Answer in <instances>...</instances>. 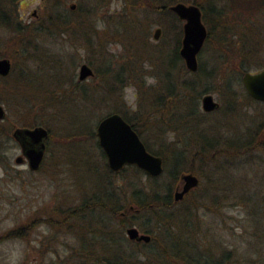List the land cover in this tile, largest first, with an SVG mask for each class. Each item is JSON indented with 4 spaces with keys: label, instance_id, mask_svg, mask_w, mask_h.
<instances>
[{
    "label": "rangeland",
    "instance_id": "rangeland-1",
    "mask_svg": "<svg viewBox=\"0 0 264 264\" xmlns=\"http://www.w3.org/2000/svg\"><path fill=\"white\" fill-rule=\"evenodd\" d=\"M77 1L93 2L67 0V8ZM100 1L98 13L83 16L81 12L78 17L72 13L67 23L70 28L59 32L47 21L44 0H16L14 16L21 26L30 28L29 32L21 31L22 38L16 39L24 44L17 49L11 43L15 33L0 24L1 49L14 51L12 58L5 55L12 71L0 83L4 98L0 104L5 115L14 126H22L21 119H30L36 111L34 118L42 119L41 125L51 135L33 172L27 171L25 162H14L20 153L15 141L8 148L12 170L5 173L0 166V234L31 211L42 209L25 238L0 240V264H61L78 259L77 234L81 229L77 221L82 223L83 219L76 218V213L66 214L82 200L90 203L91 195L100 189L114 185L120 188L125 175L107 173L95 144V133L78 140H68L66 136L79 129L94 132L99 116L112 111L114 104L134 117L141 140L153 148L162 146L166 155L172 150L180 152L186 157L185 165L190 164L198 178L197 185L169 208L177 213L182 208L189 212L184 224L174 228L178 251L191 255L182 264H264V141L258 142L260 147L235 148V142L246 138L256 125L264 130V102L248 97L240 82L241 74L233 72L238 65L250 71L264 66V3L247 4L246 9L237 8L238 0L206 3L203 22L208 38L197 60L205 70L212 69V74L198 86V90L203 85L208 89L201 90L198 97L180 100V96L172 99L160 89L156 71L166 67L172 58L175 39H181L182 21L157 11H146L148 17L144 18L140 8L137 12L124 0ZM77 19L85 23L73 25ZM157 26L161 31L154 39L152 33ZM127 61L135 66L130 64V73L123 67L122 83L114 93L106 95V81L113 82L112 72ZM82 62L91 67L93 74L80 81L77 73ZM105 66L109 68L107 72L103 70ZM166 70L173 80L195 78L194 72H178L177 66ZM127 74L136 77L128 80ZM76 81L82 86L74 90L71 82ZM205 92L218 102L213 111L200 108V96ZM179 93L185 96L183 91ZM188 98L198 114H185L191 107L186 102ZM29 105L34 110L30 111ZM172 112L176 128L169 121ZM197 151L202 152V158ZM165 173L164 170L157 180L167 181ZM129 174L130 171L126 175ZM139 178L147 185L151 182L145 173ZM88 208L86 221L99 212L95 206ZM111 224L115 225V221ZM123 234L127 237L124 230ZM43 236L47 242L40 255L37 247ZM123 247H127L125 243Z\"/></svg>",
    "mask_w": 264,
    "mask_h": 264
},
{
    "label": "trees",
    "instance_id": "trees-1",
    "mask_svg": "<svg viewBox=\"0 0 264 264\" xmlns=\"http://www.w3.org/2000/svg\"><path fill=\"white\" fill-rule=\"evenodd\" d=\"M46 6L48 8L47 21L51 27H55L56 31L66 32V28H70V17L72 13H76L78 15L84 14L83 16H88V14H94L95 12H99V7H101L100 0H92V3H82L80 1L76 2L75 9L71 10L67 8L66 2L67 0H44ZM182 0H124L126 6H132L135 8V11H142L145 13L144 18H147L146 11H157L160 15L169 14L172 17H176L174 13H172L168 9V5ZM192 3L197 4L200 7L202 20L206 14L207 9L206 3L209 0H189ZM236 1V0H235ZM240 1V5L238 4L237 8L246 9L244 6L247 4H251L253 6H258L264 3V0H238ZM16 0H0V24H4L9 27L12 32L15 33V38L13 42L16 45V49L20 47L21 42L16 39L22 38L21 31H25V25L21 26L18 19L14 16V4ZM87 4V5H86ZM208 4V3H207ZM235 5V3H233ZM234 7V6H233ZM138 8L140 10L138 11ZM82 12V13H81ZM91 12V13H89ZM103 12V11H102ZM70 15V16H69ZM147 16V17H146ZM87 18V17H86ZM88 19V18H87ZM78 23V25L84 24V19H77L74 21ZM29 27L26 29V32H29ZM83 29V28H82ZM180 31V29H179ZM82 34L86 35V30H82ZM208 38V33L207 37ZM90 37H85V40L88 41ZM6 44H9L6 42ZM19 44V45H18ZM179 47V39L176 38L174 42L173 56L166 63V67L177 66L178 72H188L183 64V61L178 54ZM10 50V49H9ZM8 47L5 49H1L0 47V55L9 56L12 58V54L14 51H9ZM11 52V53H10ZM57 62V60H54ZM135 66L129 61L127 63H122L115 69L111 74V78L114 80L113 82L106 81L105 91L106 95L110 93H114V90L118 88L119 83H122L120 79V72L124 68L131 72V65ZM108 65V64H107ZM160 65V64H159ZM166 67L162 66L161 69H158L157 75L159 80L160 89L167 93L170 98L174 96H180V100L185 97L187 99H192V97H198L201 93V90H207L208 87L203 85L204 87L201 90H198V86H201L204 81L212 74V69L205 70L203 67V63L200 60H197V68L194 72L195 78L190 80H173V75L166 70ZM245 68H242L240 65L235 66L234 75H239ZM105 72L109 70L107 66L103 69ZM12 69H10L9 73L11 74ZM8 73V74H9ZM0 75V83L5 80L8 76ZM233 74V73H232ZM128 75V74H127ZM128 80H134L132 75H128ZM126 81V80H125ZM124 81V82H125ZM73 85V89L76 87L82 86V84L78 81L71 82ZM228 85V84H227ZM84 88L82 87V90ZM179 89V91H178ZM160 91V92H162ZM183 91L185 96H181L179 93ZM228 92V91H227ZM247 95V94H246ZM248 96V95H247ZM249 97V96H248ZM172 98V99H174ZM189 98L186 100L188 104L191 105L190 109L187 108L185 114H193L197 113L195 107L192 103H189ZM51 99V98H50ZM54 100L56 98H53ZM195 99V98H194ZM4 100L3 96L0 94V101ZM30 106V105H29ZM29 110H34V106H30ZM112 111L119 112L125 119L128 121L131 126L135 129V131L139 132L137 128V123L134 120L132 115L126 113V111L122 108V106L114 104L111 108ZM36 111L32 112V116L26 119L23 118L22 124L28 126L27 124H43L42 119L40 121L34 118V114ZM174 112L170 114L169 121H171L172 128H176V123L173 121ZM103 116V115H102ZM99 116V117H102ZM26 117V116H25ZM34 118V119H33ZM42 120V122H41ZM13 120L8 119L7 115H5L2 119H0V166L5 173L8 170H12V165L10 161V155L8 153V148L10 143L15 141L11 136V130L13 128ZM47 126V125H46ZM264 129V128H263ZM79 132L75 134H69L67 139L69 140H78L82 137H93L94 132L88 128L86 132H83L81 129ZM137 132V133H138ZM251 133V132H250ZM243 138V140H238L235 142V148L241 146V150H247L251 147H260L258 146V142L264 141V130H261L260 126H255L252 133ZM262 134V135H261ZM50 133H48L47 138H50ZM47 138L45 142V147L47 148ZM145 145V148L152 153L158 154L162 158V164H164V168H162V172L158 175H147L149 179L148 185L143 183L139 176L144 172L136 167L133 164L124 165L120 170L114 172L110 170L104 161V154L99 147L97 140L95 144L99 148L100 154L103 157V165L105 169H107V173L115 174L121 173L124 176V180L121 184V187L114 185L112 188L108 189H100L98 194H92L91 199H93L90 203H83V200L78 203L76 207L69 210L66 214L76 213V218L83 219L82 223L77 221L79 225V229H81V233L77 234L78 241V259L72 260L69 263L64 262L61 264H182L187 262V259L191 256L187 253L178 251V241H177V232L176 230L184 224L186 220V216L189 212L188 209L182 208L180 213L169 211L170 207L175 203L172 197L171 187L175 186L179 183L180 178L179 174L181 172H193V169L190 164L185 165V156L180 152H176L174 150L167 152L166 155L163 151L164 148L159 145V147H151L146 140H142ZM185 143V142H184ZM232 143V141H231ZM47 150V149H46ZM223 151H226L223 149ZM198 152V151H197ZM199 157L202 158V152H198ZM195 153V154H198ZM230 153V151L228 152ZM198 157V158H199ZM203 158H208L203 156ZM184 168H186L184 171ZM166 171L167 181L157 180L163 173ZM28 172H33V170L28 169ZM130 171V176L128 177L126 174ZM126 177V178H125ZM189 193V192H188ZM187 193V194H188ZM89 206H95L98 208V214L95 216L92 214L90 220L86 221L84 218L87 213H89ZM42 209H35L31 211L29 215L19 223L14 225L11 228H8L1 232L0 240L9 238V237H22L25 238L27 229L31 226V224L36 220L39 214H41ZM50 218V217H49ZM97 218V219H96ZM153 221H149V220ZM47 222V215L45 220ZM62 221V218H61ZM85 221V222H84ZM111 221H115V225L111 224ZM84 222V223H83ZM128 225H135L140 231L147 232L150 235V240L148 242L130 240L124 236L123 230ZM177 228V229H174ZM175 230V231H174ZM89 234V237H86V233ZM47 238V237H46ZM43 236L39 239V247L37 250L40 252V255L43 253L41 250L42 246H45L47 239ZM126 244V248L123 247V244ZM98 245V247L96 246ZM17 264H23V262H19ZM49 264H53L52 262Z\"/></svg>",
    "mask_w": 264,
    "mask_h": 264
},
{
    "label": "water",
    "instance_id": "water-1",
    "mask_svg": "<svg viewBox=\"0 0 264 264\" xmlns=\"http://www.w3.org/2000/svg\"><path fill=\"white\" fill-rule=\"evenodd\" d=\"M70 8H73L72 3ZM168 9L182 20L178 54L185 68L195 71L197 68L196 55L207 34L200 7L192 2L175 1L168 5ZM160 31V27H155L152 37L157 39ZM10 69L9 58L0 56V75H7ZM91 74L92 70L87 63L79 64L78 79H83ZM241 82L250 97L264 101V67L256 72L244 71L241 75ZM217 106L218 102L213 99L211 93L202 94L200 98L202 110H212ZM4 115V109L0 104V119ZM94 133L110 170L117 172L124 165L133 164L147 175L154 176L162 172L161 156L145 148L138 133L118 112H109L100 117L95 124ZM47 134V128L41 124L14 126L11 136L20 150V153L13 158L14 162H25L28 169L36 170L44 154ZM180 178L182 180L180 188H175L172 192L174 201L182 198L198 182L197 176L191 172H182ZM124 232L130 240L143 242L150 240V235L140 232L135 225L126 226Z\"/></svg>",
    "mask_w": 264,
    "mask_h": 264
},
{
    "label": "flooded vegetation",
    "instance_id": "flooded-vegetation-1",
    "mask_svg": "<svg viewBox=\"0 0 264 264\" xmlns=\"http://www.w3.org/2000/svg\"><path fill=\"white\" fill-rule=\"evenodd\" d=\"M69 7H70V5H69ZM75 7V3H73V8ZM72 9V8H71ZM201 17H202V14H201ZM177 18V17H176ZM178 19V18H177ZM180 20V19H179ZM182 21V20H181ZM203 21V20H202ZM204 23V22H203ZM182 25V24H181ZM205 25V24H204ZM206 27V26H205ZM206 31H207V29H206ZM206 37H207V34H206ZM206 37H205V40H206ZM204 40V41H205ZM204 43V42H203ZM179 45H180V42H179ZM203 45V44H202ZM202 47V46H201ZM179 48V47H178ZM201 49V48H200ZM199 52V51H198ZM196 59H197V55H196ZM88 65V64H87ZM89 66V65H88ZM90 67V66H89ZM262 67H264V66H262ZM262 67H260V68H258V69H256V70H253V71H251V72H256V71H258V70H260ZM91 68V67H90ZM92 70V69H91ZM247 69H244L242 72H241V75H242V73L244 72V71H246ZM248 71H250V70H248ZM193 72V71H192ZM92 74H93V71H92ZM91 74V75H92ZM91 75H89V76H91ZM241 75H240V82H241ZM89 76H87V77H89ZM87 77H85V78H83V79H78V77H77V79L78 80H84V79H86ZM241 85H242V82H241ZM242 87H243V85H242ZM243 89H244V87H243ZM244 91H245V89H244ZM206 93V92H205ZM245 93H246V91H245ZM247 94V93H246ZM248 95V94H247ZM202 96V95H201ZM201 96H200V98H201ZM249 96V95H248ZM250 97V96H249ZM250 98H252V97H250ZM253 100H256V101H259V102H264V101H262V100H258V99H254V98H252ZM218 107V106H217ZM216 107V108H217ZM201 108V107H200ZM216 108H214V109H212V110H208V111H205V110H202V111H204V112H210V111H213V110H215ZM202 109V108H201ZM110 112H117V111H110ZM109 113V112H108ZM119 113V112H118ZM107 114V113H106ZM120 114V113H119ZM105 115V114H104ZM121 115V114H120ZM122 116V115H121ZM123 117V116H122ZM124 118V117H123ZM125 119V118H124ZM126 120V119H125ZM128 122V121H127ZM182 173V172H181ZM180 173V174H181ZM192 173V172H191ZM180 174H179V178H180ZM194 174V173H193ZM181 183H182V180H181V178H180V181H179V183H177L175 186H174V188H173V190L175 189V188H180V186H181ZM198 183V182H197ZM197 185V184H196ZM195 185V186H196ZM195 186H193V187H191L185 194H187L191 189H193ZM184 194V195H185ZM184 195L182 196V198L184 197ZM182 198H180V199H178V200H181ZM177 200V201H178ZM139 230V229H138ZM140 231V230H139Z\"/></svg>",
    "mask_w": 264,
    "mask_h": 264
}]
</instances>
